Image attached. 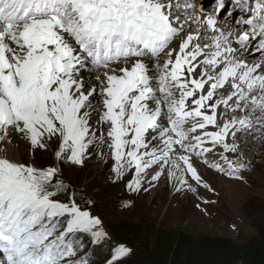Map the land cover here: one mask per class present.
I'll return each instance as SVG.
<instances>
[{
  "label": "snow or ice",
  "instance_id": "1",
  "mask_svg": "<svg viewBox=\"0 0 264 264\" xmlns=\"http://www.w3.org/2000/svg\"><path fill=\"white\" fill-rule=\"evenodd\" d=\"M234 4L249 15L233 41L219 27L225 0L194 21L174 10L196 4L178 0H0V264H90L85 237L100 244L107 233L75 191L62 197L59 164L83 167L94 144L109 149L117 180L134 170L130 192L149 175V185L166 177L177 191H213L197 161L244 179L248 165L227 154L237 133L264 128V0ZM253 47L261 60L238 57ZM17 140L33 155L56 144L57 165L10 155ZM130 252L116 248L108 264Z\"/></svg>",
  "mask_w": 264,
  "mask_h": 264
},
{
  "label": "rangeland",
  "instance_id": "2",
  "mask_svg": "<svg viewBox=\"0 0 264 264\" xmlns=\"http://www.w3.org/2000/svg\"><path fill=\"white\" fill-rule=\"evenodd\" d=\"M17 147L21 152V161L25 163L31 162L40 168L57 165L54 159L56 144H52L47 151L37 150L34 155L29 152V146L23 140H20ZM251 152L252 159L244 157L246 155H242L240 150L228 155L230 159L236 160L241 154L240 159L248 165V170L242 172L243 180L227 179L209 169H202L201 175L213 191L192 182L197 187L195 194L186 188L177 191L179 183L166 177L149 185L150 175L145 178L139 192H130L126 185L133 178L134 170L117 180L112 171L114 161L109 149L99 144L90 148L89 159L83 167L60 163L59 178L69 186L67 195L75 191L81 206L101 219L107 238L99 245L102 244L111 255L116 248L127 247L112 235V225L118 221L149 225L151 228L163 227L192 235L230 238L242 245L258 232L257 224L249 212V204L264 205V147L256 146ZM226 188L230 190L229 193ZM84 199H91L94 203L86 205ZM204 200L210 203L204 204ZM125 204L130 206L125 207ZM85 247L90 264H104L95 257L91 258L92 255L88 253L90 247ZM132 256L131 251L130 255L116 263Z\"/></svg>",
  "mask_w": 264,
  "mask_h": 264
},
{
  "label": "trees",
  "instance_id": "3",
  "mask_svg": "<svg viewBox=\"0 0 264 264\" xmlns=\"http://www.w3.org/2000/svg\"><path fill=\"white\" fill-rule=\"evenodd\" d=\"M66 195L62 194V197ZM249 206L258 232L242 245L230 238L115 222L111 228L113 237L133 252L130 259L116 264H264V205L250 203ZM84 243L90 247L91 258L104 264L112 258L102 244H91L87 237Z\"/></svg>",
  "mask_w": 264,
  "mask_h": 264
},
{
  "label": "bare ground",
  "instance_id": "4",
  "mask_svg": "<svg viewBox=\"0 0 264 264\" xmlns=\"http://www.w3.org/2000/svg\"><path fill=\"white\" fill-rule=\"evenodd\" d=\"M213 0H207V2H205L204 0L201 2L200 0H178V3L180 5H184L186 3H189V2H194L196 5L200 2V7L203 5L204 8L207 6V8L209 9V6L211 4ZM175 2V0H174ZM183 11H186L184 10L183 8H181L179 10L178 13H176V11L174 10V14H180L182 13ZM195 11V15H192L193 17L190 16V13L189 10L186 11V16L190 19V20H195V17H198L201 15V12H198L197 11V7L196 9H194ZM200 26H202L201 24H199ZM237 24L235 22H232L231 21V18H228V27L232 26L233 28L236 26ZM196 26V30L199 29V26L197 25V23H192L191 24V31L193 32V34H195L194 32V27ZM185 31H189V27H186L185 28ZM204 33V30H202V32H200V34H203ZM233 39V37H232ZM179 43V39H177V41H175L174 43V46L176 44ZM233 46H236V45H233ZM254 51H252L251 49H249L248 52H244V54L246 56H242V53H238V57L241 59H247L249 60L248 62L251 63V62H254V61H259L261 60V54H253ZM250 54V55H249ZM250 58V59H249ZM91 76V73L89 70L85 69L84 70V77L85 78H89ZM221 113L223 114L225 110L221 109L220 110ZM230 111L228 112V115H230ZM238 114V113H237ZM244 115V113H240V116ZM224 119H227V115L224 116ZM223 122V121H221ZM94 127H98V125L96 124V117L94 116L93 117V121H92ZM99 134V133H97ZM20 142V140H17L14 142V146L11 147V150H10V155H14L15 157H17L18 159L21 160V152L19 150V148L17 147V144ZM236 143L239 145V150L241 152L242 155H246L244 157H249L250 159L253 158V153H249L250 151H253L255 150V147L256 146H259L260 148L261 147H264V128H261L259 126L257 127H254L253 129H251L250 131H246L244 133H237V139H236ZM217 152H220L222 151V149H217L216 150ZM249 153V155H248ZM231 153H228L227 155H230ZM241 154H240V158H241ZM209 157L214 161V162H219V163H223V161L220 160L219 156L216 155V156H213V154H209ZM239 157H237L238 159ZM256 159V158H254ZM198 167V171L200 172L201 174V170L202 169H209L211 170L212 172L216 173V174H219L221 176H225L227 179H231L229 178L228 176L224 175V174H221V173H218L216 172L214 169H211L209 168L207 165L203 164L202 162H199L197 161V165ZM195 183V182H194ZM227 192L229 193L230 190H228V188H226Z\"/></svg>",
  "mask_w": 264,
  "mask_h": 264
}]
</instances>
